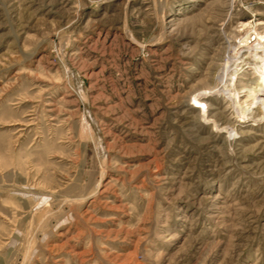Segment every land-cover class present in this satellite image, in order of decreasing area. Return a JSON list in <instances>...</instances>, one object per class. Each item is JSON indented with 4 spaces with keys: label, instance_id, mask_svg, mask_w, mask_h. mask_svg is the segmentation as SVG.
I'll use <instances>...</instances> for the list:
<instances>
[{
    "label": "rangeland",
    "instance_id": "rangeland-1",
    "mask_svg": "<svg viewBox=\"0 0 264 264\" xmlns=\"http://www.w3.org/2000/svg\"><path fill=\"white\" fill-rule=\"evenodd\" d=\"M242 19L264 0H0V264H264V119L211 87Z\"/></svg>",
    "mask_w": 264,
    "mask_h": 264
},
{
    "label": "bare ground",
    "instance_id": "bare-ground-1",
    "mask_svg": "<svg viewBox=\"0 0 264 264\" xmlns=\"http://www.w3.org/2000/svg\"><path fill=\"white\" fill-rule=\"evenodd\" d=\"M239 23L240 26L245 29V33L248 30H252L254 36H247L244 33L245 36L238 39L236 43L226 42L227 45L224 50V60L221 64H219V70L212 76L214 82L211 87H215L217 91L221 92L223 97L232 102V105L234 106L233 112L238 113L237 115L239 117L241 116L245 119L251 118L253 121H255L258 119H264V19H258L254 23H252V20L244 21L242 19L239 21ZM236 36L237 35H235V37ZM247 51H249L250 54L252 53L253 57L246 55L245 53ZM243 52L244 54L242 55L241 53ZM245 65H251L252 72H254L256 76L253 78L250 85H246V93L244 94L243 98L239 100L237 98V93L239 90L236 88L235 82L237 77L241 76L238 75L239 72H236V69L238 68H235V66H238L240 69H242L245 68ZM231 69H233L232 72L234 71L232 73L234 79L232 78L233 80L227 82L224 80V78L228 77L225 76L226 72ZM203 92L194 94L193 100L198 104L197 107L201 110L205 120L207 119L205 116L206 105L202 98L207 95L208 89L204 90ZM253 108H255V110H252ZM222 128L226 129V132L228 133L231 132L230 130L232 129V127L228 125H225Z\"/></svg>",
    "mask_w": 264,
    "mask_h": 264
}]
</instances>
